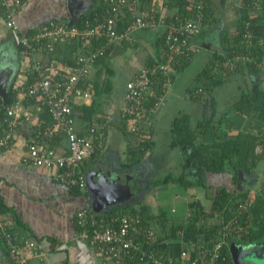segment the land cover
<instances>
[{"label":"crops","instance_id":"crops-1","mask_svg":"<svg viewBox=\"0 0 264 264\" xmlns=\"http://www.w3.org/2000/svg\"><path fill=\"white\" fill-rule=\"evenodd\" d=\"M80 1L84 2L81 5L83 8L78 9L81 14L85 8V10L90 9L95 0ZM242 2L243 0H225L220 8L216 7L213 10V14L220 17V21L211 25L206 24L202 36H198L195 41L196 52L203 48L212 53V59L215 57L214 53H221L224 46L222 34L225 28L228 30V27H230L228 33L234 30L239 18L237 7ZM160 3L161 0H158L156 11L158 13L164 10ZM216 3L218 1L215 0L214 5H217ZM168 12L170 11L168 10ZM51 19L62 21L63 19H70L67 0H24L16 17L18 29L23 33H30L41 23ZM156 29V32H159L161 27ZM156 32L150 29L143 30L134 37L131 44L123 43L114 46L107 57L110 66L113 68L111 62L117 57L116 55H119L117 64L124 67V71L127 72V80L140 67L149 64L152 58L156 59L154 50ZM228 35L230 36V33ZM17 36L14 30L5 25L3 14L0 11V65L8 69L13 75L8 91L13 88L14 100L18 101V111L21 114V119L15 130V144L0 153V197L6 207L12 209L8 216L13 213L16 215L17 221L14 218L12 219L14 234L35 241L37 250L42 253L41 257H32L29 255L30 252L26 251L30 256L26 264H126L103 258L85 239L79 237V228L76 224V213L79 209L90 208L97 213L138 211L141 215L143 214V217L148 216L147 222L152 228L163 232L168 226L163 223V219L168 218L170 220L168 223L172 222L176 225L184 221L183 217L187 214L190 202L186 203L185 209L187 211L184 210L182 214H177L178 208L171 206L173 215H169L164 210L166 203H162L164 200L160 198L159 194H155L156 187L165 185L161 182L165 177H170L172 180L170 179L167 183L171 182L173 184L179 183L178 179L182 175L194 179L187 169L189 163L186 164V154L189 153L190 149L184 150V146L173 145L172 121L175 118L185 116L189 128L195 132L198 140L202 139L204 134L201 132L200 127L202 120H205L206 128L209 131L208 139L217 138L218 134L223 136L225 132L228 135H233L244 127L254 136H257L262 133L260 129H264V123L256 121L254 115H252L253 112L238 114L239 110L236 108L242 91L256 86L254 85L256 77L249 72L239 74L236 90L234 89L232 93H227L224 96L222 87L229 81L233 82L231 80L233 74L226 77L224 83L215 87L211 92V96L207 98L205 94L202 98L188 95L191 85L185 86L183 96H179L174 89L177 81L181 78L180 74L184 70L176 73L165 97L148 117V123L142 126L140 124L141 127L139 126L134 130L130 128L129 118L121 114L125 85L118 96H115L116 93L113 91L112 86L110 92L97 97L99 106L92 118L94 120L98 117L103 121L102 126L105 131L104 148L96 161H86L84 168L86 166H101L111 180L114 181V179L120 178V183L118 187L116 186V189L120 192L115 195L116 198L114 197L112 203L105 206L96 203V209H93L95 207L93 195L88 190L76 191L75 187L55 180L56 170L20 164L22 151L28 141L35 137L34 125L38 121L36 112L40 110L41 106L36 104V100L24 97V88L29 85L28 78L30 76L32 78V75H30L31 70L25 61L26 57L18 43ZM38 57L44 59L46 68L50 71H58L59 69L65 71L68 69L60 61V58L58 59L54 54L48 57L41 53L38 54ZM212 59L207 63H211ZM205 65L195 75L197 80L198 74L205 68ZM100 68L99 64L94 65L90 78L92 81L97 79ZM105 73L106 70L103 69L102 78H104ZM258 80L260 82L259 86L264 90V76L260 75ZM198 88H201V86H197L195 90ZM219 92H221V96H219ZM169 96L183 100L188 99V106L193 109L192 112H186L181 104H179L177 110L167 108L171 104L170 102H173L168 99ZM222 97L224 98L220 99ZM88 100L83 102H90ZM172 104L174 107V102ZM74 114L76 129L78 132H83L88 122L85 121L83 113L80 114V111L76 110ZM164 121L167 122L164 123ZM238 121L240 124H238ZM211 133L213 135H210ZM159 135L164 137L159 138ZM147 137L150 146L147 143L146 150L141 143ZM157 141H159L158 146L165 144L169 151L177 152L181 160L172 165L173 162H169L167 157L161 159L163 158L161 157L163 154L162 146L158 150ZM54 143L57 153L64 154L66 152L67 145L64 137L56 136ZM260 147L259 143L255 147V153L259 156L256 164L253 168L248 169L250 174L254 175L255 181L259 180L261 174L254 169L264 156V154H259L261 153ZM156 148L158 155L155 152ZM164 161L166 167H175V175L179 177L174 178L171 171L166 173L162 179H154L150 176L153 174V167L163 165ZM247 164L249 163L247 162ZM203 177L206 185L227 186L232 190L237 188V192L247 189L249 184L243 179H240L242 184L239 186L232 184L233 171L221 173L204 171ZM263 178L264 176L261 175V182ZM91 199L93 205H91ZM198 201L204 209L208 210L200 199ZM251 247L257 248L260 247V244L254 243ZM0 264H13L2 242H0Z\"/></svg>","mask_w":264,"mask_h":264},{"label":"built area","instance_id":"built-area-1","mask_svg":"<svg viewBox=\"0 0 264 264\" xmlns=\"http://www.w3.org/2000/svg\"><path fill=\"white\" fill-rule=\"evenodd\" d=\"M22 2V0H0L4 22L14 31H18L16 17ZM104 2L108 5L105 8L108 15L106 22L99 21L96 15L86 16L83 27L79 28L51 19L39 25L34 32L18 33L17 36L28 67L33 73H37L34 84L24 88V97L40 101V106L47 109L52 117V124L44 132L48 141L43 142L33 138L22 151L20 164L54 169L56 170L55 180L81 191L88 189L84 170L80 171L79 167L93 153L102 151L105 131L102 123L93 120L86 131L78 132L71 102L81 103L89 99L91 85L86 83V80L91 78L96 60L105 54L107 48L130 43L137 30L158 27L164 29L166 45L164 63L156 60L143 65L125 82L121 114L129 118L130 128L134 130L140 124L148 123L147 119L151 112L163 100L170 88L168 79L160 84V90L153 88L157 74L161 71L166 72L171 60L175 59V62L179 63L186 52L195 53L197 47L194 40L206 26L203 17L208 0H193L188 6L189 14L182 17L174 15L173 20L169 22L165 20L162 13L158 19L152 13L133 14L132 22L121 30H118L116 25L118 10L125 4L133 8L138 0H104ZM102 35L106 40L103 45L95 46L90 51L84 50L92 38L99 39ZM69 39L82 41V45L76 52L75 66L70 71L65 70V73L46 70L44 59L39 58L38 54L46 49L51 52L55 42ZM239 56L236 55L234 60H219L215 57L212 59L213 69L217 71L225 67L231 69L234 66L233 63L239 60ZM263 64L264 56L260 65ZM203 92V89L198 88L192 96H199ZM150 97L156 99L148 103ZM18 105V101L13 100L6 109V116L0 122V153L15 144V130L21 119ZM59 133L63 134L66 140L67 148L64 154L57 153L54 143V136ZM241 207L242 205H239L238 211ZM235 222L236 218L223 221V226L220 225L218 229L221 238L213 245L203 249L202 244L185 242L180 254L173 258L164 256L154 249L143 248L142 241L151 245L155 237H153V229L144 224L143 217L138 211L106 214L97 213L89 208L79 209L76 213L79 237L85 239L103 258L126 264H131L129 262L135 264H214L217 259L224 258L221 255V248L226 240L227 243L229 242L228 234L234 233L242 236L247 233L246 228L236 226ZM0 237L10 254L18 258L17 264H26L30 256H42L36 248L35 241L13 235L7 230L6 222L1 215ZM26 251L30 252V256ZM192 253H194L193 257H191Z\"/></svg>","mask_w":264,"mask_h":264},{"label":"trees","instance_id":"trees-1","mask_svg":"<svg viewBox=\"0 0 264 264\" xmlns=\"http://www.w3.org/2000/svg\"><path fill=\"white\" fill-rule=\"evenodd\" d=\"M22 1L24 2V0ZM192 1L193 0H161L160 6L164 10L159 13H162L165 16L166 21H172L174 15L182 17L189 14L188 6ZM216 1H218V3H216L217 5H214L215 0H208V6L204 11L203 17V22L205 24L211 25L220 21V17L214 15L213 10H215L216 7L220 8L225 0ZM156 2L158 3V0H138L133 8L126 4L120 7L117 14V29L121 30L130 24L133 20V14L145 15L146 13H152L158 19L160 14L156 12ZM243 2L238 5L239 8L237 7L239 18L237 19L234 30L229 32V36L228 30L225 28L224 33L222 34L224 39L223 50L220 54L214 53V56L219 60H234L236 55H240V58L233 63L234 66L231 69L225 67V69H222L221 71L213 69L212 61L209 64L207 63L205 68L198 74V81L200 82V86L204 93L196 97L202 98L204 97L205 92H212L215 87L224 83L225 78L231 74H236L237 72H249L256 77L254 84L256 86L242 91L236 108L239 110L238 114L253 112L252 115H254L255 120L264 123V90L259 86L260 82L258 80L260 75L264 76V64L260 65L262 57L264 56V0H243ZM106 6L108 5H106L104 0H95L93 6L82 12L78 19L71 25L82 28L84 18L86 16L93 17L94 15L99 18V21L106 22L108 16L105 12ZM168 10L170 12H168ZM0 11L3 14L1 8ZM63 22L69 24V20L63 19ZM32 32H34V30H32ZM203 32L204 30L198 36ZM164 33L165 31L163 28L155 33V35H157L154 41V50L157 58H150L151 62L159 60V63H164L166 56ZM198 36H196V39ZM104 37L105 36L102 35L99 39L95 37L92 38L89 45L84 47V50L90 51L94 49L95 46L99 47L103 45L106 42ZM196 39L194 41H196ZM81 45L82 41L77 42L75 39L60 40L53 44V50L51 52L46 49L43 50V53L44 55H48V57L49 55L54 54L58 59L60 58V61H62L65 64V67L68 68L67 70L70 71L76 64V52ZM112 49L113 47L107 48L105 54L96 60L95 65L99 64L101 66L98 70L97 79H94L93 81L91 79L86 80V83L91 85V93L88 100L90 102H71L73 111L76 112L77 110L80 111V114L83 113L85 121L88 122L83 131H86L88 125L93 121V116L96 114L99 106L97 97L110 92L112 89L114 68L110 66V62L107 58ZM193 54L194 53L192 52H186V54L179 60V63H176L175 59L171 60L170 66L167 68L166 72L161 71L157 74L153 88L158 90L160 84L166 79L169 80L171 85V82H173V79L176 76L175 74L184 70V68L189 65ZM103 69L106 70L104 78L101 76ZM46 70L48 69L46 68ZM65 72L66 71L63 69L58 70V73ZM30 73L32 78L31 76L28 78V83L29 85H33L37 73H33L32 71H30ZM154 99L156 98L150 97L147 102L152 103ZM13 100V88H10L8 91L7 102L3 103L0 98V122L6 116V109ZM36 104H40V101H37ZM36 114L38 121L34 125V138L46 142L48 140H46L47 137L44 132L52 124V117L44 107H41ZM73 115L75 117V114ZM94 120L99 123L103 122L98 117ZM238 124H240L239 121ZM206 126L205 120H202L200 127L202 130L205 129L206 131L203 134L202 139H200L199 142H196V140H198L197 135H195V132L189 128L190 126L185 116L182 115L172 121V130L174 132L173 145L184 146V150L190 149L189 153L186 154V164L187 162L189 163L187 169L194 178L189 179L187 175H182V177H179L178 182L184 188L191 186L192 184H197L207 190H212V195L207 193V197L211 200V207L206 210L198 200L191 201L189 206L193 208V210L187 220L188 222L186 224L185 222L177 225L171 224L169 229H164V232L152 228L147 222L148 216L143 217L142 214L141 216L143 217L144 224H147L153 229V237H155L151 245H147L142 241V246L146 250L154 249L164 256L174 258L180 254L181 249L184 248L185 242H193L196 245L202 244L203 249H206L221 238L218 229L220 225L223 226V221H226L228 218H236L235 225L247 229V233L242 236L234 233L228 234V241L232 240L237 246L242 247H250L254 243L257 244L260 239H263L260 241L264 242V178L261 182L262 186L253 190V184L250 179L251 177L249 176L250 172L248 171V169L253 168L259 157L255 153V147L258 143L261 145V153L259 154H264V129H260V132L262 133L259 132L260 134L257 136H254L251 132L246 130V127H244L236 134L228 135L225 132L223 136L218 134V136L216 135L217 138L208 139L207 136L209 131ZM210 135L213 134L211 133ZM56 136L64 137L63 134L59 133L54 136V139ZM259 138L260 140H258ZM30 142L31 140L28 141V143ZM147 143L148 146H150L148 137L146 140H142L141 145L144 149L147 148ZM100 152L101 151H96L88 159L84 160L82 165H80L79 170L81 171L84 169L86 161L95 162L99 157ZM247 162L249 164H247ZM204 171H211L214 173L233 171L232 184L234 183L236 186L241 185L242 182H240V179L249 182V184L247 189L241 190L240 192L236 191L238 190L237 188L232 190V188L227 186L206 185L203 177ZM240 173L242 175H239ZM243 173H245V175H243ZM170 179V177H165L161 182L167 183ZM75 190L79 191L80 189L75 188ZM239 205H242V207L238 211ZM10 210L12 209L6 207L0 197V215L6 222L7 230L15 235L12 228V219L14 218L16 221L17 219L14 213L8 216ZM106 214L109 213L107 212ZM164 221L169 222L170 220L165 218V220L163 219V222ZM17 236L21 235L17 234ZM226 241L221 248V255H223L224 258L217 259L214 264L233 263L228 243ZM0 242H2L5 247L1 237ZM5 250L10 256L12 263L17 264L18 258L11 255L7 247H5ZM193 256L194 253L191 254V257ZM201 261L202 260H200V262ZM129 263L135 264L132 262Z\"/></svg>","mask_w":264,"mask_h":264},{"label":"rangeland","instance_id":"rangeland-1","mask_svg":"<svg viewBox=\"0 0 264 264\" xmlns=\"http://www.w3.org/2000/svg\"><path fill=\"white\" fill-rule=\"evenodd\" d=\"M228 15H227V17H229ZM228 21H230V19H228ZM156 30H157L156 28L152 29V31H154V32H156ZM229 30H230V27H228V31ZM116 56L117 57H115V59L111 63H112V66L114 68V75L112 77L113 91L116 93L115 96H118L121 93V91L124 89L125 81L127 78V72L124 71L123 66L117 64V62H118L117 60H118L119 55H116ZM193 57H194V59L191 60L188 67H186V69H184L183 73L180 74L181 78L177 81V83L175 85L174 90H175V92H177V94H179V96L180 95L183 96L184 87L187 85H191V88L189 89V92H188V95L190 94L191 96H192L195 88L197 86H200V82L195 78V75L204 67L205 63L207 64V62L210 59H212V53L201 48L200 50H198V52L193 54L192 58ZM125 64H127V63H125ZM239 74H240V72H237L236 74H233V75L231 74L232 75L231 80L233 82L229 81L228 83H226L224 85V87H222L224 96L227 93H232L234 91V89L236 90V83L240 77ZM211 94H212L211 92H209V93L205 92L206 98L208 96H211ZM219 96H221V92H219ZM223 98L224 97H222L220 99H223ZM168 99L170 101H173L175 105L173 107V104H172L173 102H170L171 104H169V106L167 108L170 107L171 109L173 108V110H177L179 108V104H181L186 112H189V111L192 112V110H193L191 107L188 106L189 105L188 99L183 100L180 98H172L171 96H169ZM172 99H174V100H172ZM166 122L167 121H164V123H166ZM205 131L206 130L203 129L201 132L205 133ZM164 134H166V133H164ZM160 137H164V136L159 135V138ZM158 142L159 141H157L158 150H159L160 146H162V151H163V154L161 155V157H163V158H161V159H164L165 157H167L169 162L170 161L173 162L172 165H174L176 162H179L181 160L180 157H178L177 152L169 151L168 147L165 144L158 146ZM196 142H199V140H196ZM157 148H156L155 152L158 155ZM161 159L159 160V162L161 161ZM261 169H262V171H261ZM254 170H257L262 176H264V156H262L261 161H259L257 163V166ZM170 171L172 172V175L174 178L179 177V176L175 175V173H176L175 167H173V166L172 167H166L165 161H164L163 165H160L158 167H155V166L153 167V174L150 176H152V178H154V179L155 178L156 179H159V178L162 179V178H164L165 174L170 172ZM261 175L259 176V180L255 181L254 175H252V173L249 174V176L251 177L250 179H251L252 184H253L252 185L253 190H256L262 186V183L260 181ZM188 178L191 179L190 176H188ZM156 188L157 189H155V191H156L155 194H159L160 198H162L164 200V202H162V203H166L164 210L169 215L170 214L173 215V213L171 212V206L178 208L177 214H180V213L182 214V212H184V210H185V212L187 211V209H185L186 203H189L193 200H198V199H200L202 201V203H204V205H206L207 209H210V207H211V200H210V198L207 197V193L209 195H212V190L203 189V187L198 186L197 184H194V185H191L187 188H184L183 186H181L177 182L174 184L170 182L167 184L165 183V185L163 187L160 185V187H156ZM171 189H172V192H171ZM192 210H193V208H191L189 206L187 214L185 215V217H183L184 221H182V222H185V224L188 222L187 220L190 217ZM214 217H213V219H214ZM163 223L168 225L167 229H169L170 225L172 224V222L168 223L165 221Z\"/></svg>","mask_w":264,"mask_h":264},{"label":"water","instance_id":"water-1","mask_svg":"<svg viewBox=\"0 0 264 264\" xmlns=\"http://www.w3.org/2000/svg\"><path fill=\"white\" fill-rule=\"evenodd\" d=\"M83 4L84 2L80 0H67V8L70 14L69 25L73 24L78 19L80 15L79 10L83 8V6L81 7ZM85 9L83 11H85ZM12 76V73L8 69L0 65V98L3 103H6L8 100V86ZM104 170L105 169L101 166H86L84 168L87 189L93 195V200H95V207L92 206L93 209H96L97 204L105 206L106 204L112 203L116 198L115 195L120 192V190L116 189V186L118 187L120 183V178L114 179L113 181ZM239 175H241V173ZM93 200L91 199V205H93ZM229 251L233 264H264L263 249H257L251 246H237L235 242L230 240ZM256 260L261 263H258Z\"/></svg>","mask_w":264,"mask_h":264},{"label":"clouds","instance_id":"clouds-1","mask_svg":"<svg viewBox=\"0 0 264 264\" xmlns=\"http://www.w3.org/2000/svg\"><path fill=\"white\" fill-rule=\"evenodd\" d=\"M18 14V13H17ZM160 14V13H159ZM54 20H57V19H54ZM44 23V22H43ZM42 24V23H41ZM40 24V25H41ZM19 28V27H18ZM37 28H35L34 30H36ZM143 30H147V29H141V30H137L135 33H134V36H133V39H134V37H136V35L140 32V31H143ZM150 30H152V29H150ZM16 32V34L18 35V33H23V32H21L19 29H18V31H15ZM132 42V41H131ZM131 42L129 43V44H131ZM147 150V149H146ZM145 150V151H146ZM181 223H184V222H181ZM260 240H263V239H260ZM258 241V243L257 244H260V247H257V249H263L264 250V242H261V241ZM230 242V241H229ZM229 242H228V248H229ZM256 248V247H255ZM231 256V255H230ZM257 261V260H256ZM258 263H259V261H257ZM261 263V262H260ZM264 263V262H263Z\"/></svg>","mask_w":264,"mask_h":264}]
</instances>
